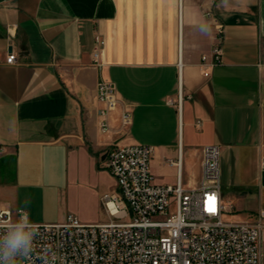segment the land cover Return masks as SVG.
<instances>
[{
    "label": "crops",
    "instance_id": "0c3cea01",
    "mask_svg": "<svg viewBox=\"0 0 264 264\" xmlns=\"http://www.w3.org/2000/svg\"><path fill=\"white\" fill-rule=\"evenodd\" d=\"M216 20L223 56L211 67ZM96 34L104 39L101 65ZM103 79L117 95L107 133L99 127ZM116 143L152 146L160 184L176 183L177 159L183 165L187 154L185 186L199 183L205 145L220 155L230 150L232 184L257 217L264 210V0L1 2L0 208L23 210L33 222L64 221L58 207L72 180L85 166L106 168Z\"/></svg>",
    "mask_w": 264,
    "mask_h": 264
},
{
    "label": "built area",
    "instance_id": "2783aa9c",
    "mask_svg": "<svg viewBox=\"0 0 264 264\" xmlns=\"http://www.w3.org/2000/svg\"><path fill=\"white\" fill-rule=\"evenodd\" d=\"M215 42L210 66L222 62L223 24L216 20ZM94 62L101 65L104 39L95 35ZM207 55H203L204 74ZM16 61L10 52L7 62ZM99 127L110 128L108 114L117 103L116 86L101 80L97 86ZM172 103L171 100H169ZM130 125L131 112L121 116ZM153 147L116 143L107 151L106 168L117 187L105 192L101 201L108 219L83 222L70 213L62 222H33L35 235L27 255H18L16 264H264V210L253 220L236 219L234 206L222 192L220 148L205 145L201 156V177L195 186H185L182 158L176 165L175 184L155 181L151 169ZM175 210H171V202ZM0 208V237L25 213Z\"/></svg>",
    "mask_w": 264,
    "mask_h": 264
},
{
    "label": "rangeland",
    "instance_id": "374dc122",
    "mask_svg": "<svg viewBox=\"0 0 264 264\" xmlns=\"http://www.w3.org/2000/svg\"><path fill=\"white\" fill-rule=\"evenodd\" d=\"M230 153V150L223 149L220 155V169L222 172L225 171V174L221 176L222 192L226 202L234 206V211L229 216L236 219L253 220L256 218L255 212L245 203L241 189L232 184L233 164ZM191 163L192 161H189L186 154L183 163L185 185H187L189 177L192 176ZM115 186L117 187L116 179L107 168L90 169L85 166L66 190L65 198L62 199L58 207V214L66 219L69 213H73L85 222L107 220L108 216L103 207L101 196L106 191L116 188ZM171 210H175L174 201L171 202Z\"/></svg>",
    "mask_w": 264,
    "mask_h": 264
},
{
    "label": "clouds",
    "instance_id": "9594fccd",
    "mask_svg": "<svg viewBox=\"0 0 264 264\" xmlns=\"http://www.w3.org/2000/svg\"><path fill=\"white\" fill-rule=\"evenodd\" d=\"M35 235V226L28 223L27 213L19 223L9 226L7 234L0 237V264H16L18 255H27Z\"/></svg>",
    "mask_w": 264,
    "mask_h": 264
},
{
    "label": "water",
    "instance_id": "95a60500",
    "mask_svg": "<svg viewBox=\"0 0 264 264\" xmlns=\"http://www.w3.org/2000/svg\"><path fill=\"white\" fill-rule=\"evenodd\" d=\"M5 1H9V0H0V3H1V2H5Z\"/></svg>",
    "mask_w": 264,
    "mask_h": 264
}]
</instances>
